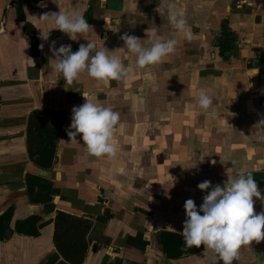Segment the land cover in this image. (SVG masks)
<instances>
[{
    "label": "crops",
    "instance_id": "obj_1",
    "mask_svg": "<svg viewBox=\"0 0 264 264\" xmlns=\"http://www.w3.org/2000/svg\"><path fill=\"white\" fill-rule=\"evenodd\" d=\"M168 5L184 14L191 39L163 62L140 69L132 54L118 50L120 36L144 39L155 24L160 36L172 38ZM59 10L82 14L93 31L72 40L34 18ZM222 22L238 37L225 56L217 46ZM53 41L73 52L87 41L118 50L132 74L108 86L83 74L68 84L53 71ZM253 68L258 73L251 77ZM201 89L213 98L208 110L196 104ZM84 97L120 113L115 158L89 156L82 142H69L71 110ZM35 110L65 114L46 170L27 153V122ZM262 117L264 0H0V216L10 214L0 223V264H70L54 241L58 212L91 224L82 264H212L203 246L168 259L161 233L179 235L185 201L199 208L210 191L198 190L199 183L223 186L241 173H264V130L254 127ZM27 175L58 190L50 203L30 204ZM258 187L264 194V184ZM254 209L264 211V202L256 200ZM30 216L38 217L34 234L16 232V223ZM233 264H264V240L242 247Z\"/></svg>",
    "mask_w": 264,
    "mask_h": 264
},
{
    "label": "clouds",
    "instance_id": "obj_2",
    "mask_svg": "<svg viewBox=\"0 0 264 264\" xmlns=\"http://www.w3.org/2000/svg\"><path fill=\"white\" fill-rule=\"evenodd\" d=\"M167 7V19L175 33L172 38L160 36L159 27L155 24L146 29L144 39L127 33L120 36L123 47L118 50H126L132 54L136 67L140 69L163 62L177 50L181 40L191 39L192 32L184 14L171 10V5ZM34 18L41 23L52 24L51 30H59L72 40L93 31L84 16L75 12H44ZM51 30L41 34L42 40H48ZM25 44L27 47L26 41ZM43 47L41 44L40 49ZM118 50L109 51L103 46L97 48L92 41L81 44L75 52L71 50V45L62 44L56 48L55 41L49 46L53 71L68 84H72L82 74L106 86L111 81L127 80L132 71L115 54ZM250 72L251 77L255 76L258 69H250ZM84 98L85 103L74 106L71 110V123L66 129L69 142H82L89 156L115 158L117 144L114 142V135L120 122V113ZM196 104L200 109L208 110L213 105V98L207 90L201 89L196 96ZM254 127L264 130V117ZM77 137L80 139L77 140ZM259 138L264 141V135ZM197 188L201 192L210 191L203 196L199 208L193 199L186 200L183 205L186 219L182 231L178 233L185 247L203 246L211 253L212 264H233L239 258L242 247L249 246L253 241L259 243L264 240V211L256 213L254 209L256 200L264 202V194L251 172L228 178L223 186H212L210 181L205 180Z\"/></svg>",
    "mask_w": 264,
    "mask_h": 264
},
{
    "label": "trees",
    "instance_id": "obj_3",
    "mask_svg": "<svg viewBox=\"0 0 264 264\" xmlns=\"http://www.w3.org/2000/svg\"><path fill=\"white\" fill-rule=\"evenodd\" d=\"M237 35L230 30L227 22H222V30L217 39L221 56L229 54L237 41ZM65 114L52 110H35L31 112L26 128V145L30 161L41 169H49L52 165L55 145L64 125ZM258 186L264 184V173H253ZM28 200L30 204H48L58 190L51 183L39 176H26ZM9 213L0 216V223L8 219ZM38 217L30 216L17 222L15 230L18 233L32 236ZM90 223L68 214L58 212L55 217L54 241L60 255L70 264H82L86 242L84 238L90 228ZM161 244L164 255L171 260L181 258L183 254H196L201 248L185 247L182 237L175 233H161ZM118 264H135L117 260Z\"/></svg>",
    "mask_w": 264,
    "mask_h": 264
},
{
    "label": "water",
    "instance_id": "obj_4",
    "mask_svg": "<svg viewBox=\"0 0 264 264\" xmlns=\"http://www.w3.org/2000/svg\"><path fill=\"white\" fill-rule=\"evenodd\" d=\"M255 65H256V61H255Z\"/></svg>",
    "mask_w": 264,
    "mask_h": 264
}]
</instances>
